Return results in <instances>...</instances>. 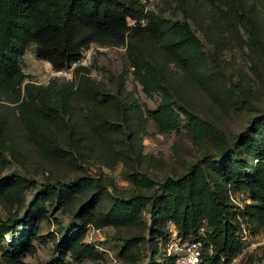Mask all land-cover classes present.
Segmentation results:
<instances>
[{
  "label": "rangeland",
  "instance_id": "1",
  "mask_svg": "<svg viewBox=\"0 0 264 264\" xmlns=\"http://www.w3.org/2000/svg\"><path fill=\"white\" fill-rule=\"evenodd\" d=\"M142 2L145 10L168 22L189 23L201 41L199 50L184 51L176 59L165 49V40L155 37L154 59L150 62L155 74L153 79L147 78L151 81L148 89L139 80L140 68L131 63L127 44L92 43L78 62L61 72L37 57L35 43L26 48L21 59L25 81L47 88L46 94L56 101L60 90L69 95L71 137L65 129L52 130L64 147L74 150L71 158L51 155L33 143L21 119L20 100L13 92L0 91V180L9 176L23 180L22 207L0 198V218L22 215L45 182H62L73 190L64 202L44 201L45 209L32 220L30 230L16 227L15 236L23 233L22 248L30 244L33 252L12 248L8 244L12 234H4L0 264H53L60 258L54 236L59 237L61 228L81 225L75 216L91 196L94 182L102 183L109 196L127 197L136 188L158 191L166 176L178 177L205 152H219L222 134L228 141L237 140L257 114L256 109L243 107L242 88L254 106L264 108V49L251 43L239 20L243 8L264 40V0ZM84 72L102 91L95 100L76 94L79 76ZM157 84L166 90L168 98H163L161 89H153ZM164 99L179 115L177 128L167 131H161L147 115V109H155ZM193 118L202 124L200 132L193 128ZM131 175L148 179L152 187L135 183ZM251 201L248 190L227 185L225 202L236 212L232 221L238 224L236 235L242 248L225 264H264V226L252 233L255 222L243 212ZM155 223L146 209L137 224L114 223L99 228L88 224L83 241L92 244L98 256L79 261L67 252L63 260L67 264H153L164 257H152L154 245L165 247L150 237ZM243 228L246 233L242 235ZM128 238H134L135 245L125 253ZM12 251L11 257L8 253Z\"/></svg>",
  "mask_w": 264,
  "mask_h": 264
},
{
  "label": "trees",
  "instance_id": "2",
  "mask_svg": "<svg viewBox=\"0 0 264 264\" xmlns=\"http://www.w3.org/2000/svg\"><path fill=\"white\" fill-rule=\"evenodd\" d=\"M141 18L147 20L143 26H140ZM239 20L251 43L264 49L260 31L243 8H240ZM136 30L144 33L140 35ZM157 36L165 40V49L176 59L184 51H197L201 46L189 23L168 22L151 10H145L142 0H0V91L13 92L20 100L21 119L33 143L51 155L71 158L74 150L64 147L52 130V127L58 131L65 129L71 137L69 95L60 90L59 101H56L46 94L47 88L25 81L27 74L21 67V59L28 44L35 43L37 57L48 61L54 69L78 62L92 43L100 46L127 44L131 63L140 68L139 80L147 88L151 83L147 78L153 79L155 74L150 62L154 59L152 45ZM153 89H161L163 98H168L160 84ZM76 94L81 99L95 100L102 91L84 72L79 76ZM241 94L243 107L256 109L257 114L237 140L228 141L222 134L219 152H205L178 177L166 176L158 191L144 192L136 188L127 197L109 196L102 183L94 182L91 196L75 216L81 225L73 224V229L61 228L59 237L54 236L61 257L53 264H67L62 257L67 252L79 261L98 256L97 249L83 241L88 224L97 228L114 223L137 224L146 209L156 222L150 229V237L165 245L163 249L154 245L152 257H164L155 259L153 264H176L175 256L165 257L169 225L176 228L182 240L194 237L201 242L198 264H225L237 255L242 242L236 235L238 224L232 221L236 212L229 210V204L225 202L228 184L250 193L252 201L245 205L243 212L255 222L252 233L264 226V108L254 106L247 99L244 88ZM147 115L161 131L175 129L179 124V115L167 99L155 109H147ZM193 128L200 132L203 126L193 118ZM130 177L137 184L153 185L146 178ZM22 181L18 176L0 180V198L22 207ZM72 195V188L65 183H43L37 199L22 215L6 220L0 218V249L5 241L4 234L10 233L12 237L8 244L12 248L33 252L35 248L30 244L22 248L23 233L15 236L16 227L22 225L30 230L32 220L45 209L44 201L50 204L64 202ZM134 240H125V253L135 245ZM13 252L8 255L12 257Z\"/></svg>",
  "mask_w": 264,
  "mask_h": 264
},
{
  "label": "built area",
  "instance_id": "3",
  "mask_svg": "<svg viewBox=\"0 0 264 264\" xmlns=\"http://www.w3.org/2000/svg\"><path fill=\"white\" fill-rule=\"evenodd\" d=\"M145 19L141 18L140 22L144 23ZM64 69V68H62ZM62 69H55L61 72ZM169 237L166 246L165 257L175 256L176 264H198L201 259L202 244L198 238H188L182 240L178 236L177 230L173 225L168 226ZM246 233L243 228L242 235Z\"/></svg>",
  "mask_w": 264,
  "mask_h": 264
}]
</instances>
